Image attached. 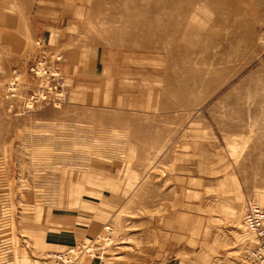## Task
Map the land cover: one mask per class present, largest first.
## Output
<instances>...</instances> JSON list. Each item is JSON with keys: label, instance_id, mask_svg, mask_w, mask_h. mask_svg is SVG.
<instances>
[{"label": "rangeland", "instance_id": "obj_1", "mask_svg": "<svg viewBox=\"0 0 264 264\" xmlns=\"http://www.w3.org/2000/svg\"><path fill=\"white\" fill-rule=\"evenodd\" d=\"M252 204L264 0H0V264H251Z\"/></svg>", "mask_w": 264, "mask_h": 264}, {"label": "built area", "instance_id": "obj_2", "mask_svg": "<svg viewBox=\"0 0 264 264\" xmlns=\"http://www.w3.org/2000/svg\"><path fill=\"white\" fill-rule=\"evenodd\" d=\"M245 224L260 238L259 244L251 250L249 260L251 264H264V208L253 204L248 206Z\"/></svg>", "mask_w": 264, "mask_h": 264}, {"label": "bare ground", "instance_id": "obj_3", "mask_svg": "<svg viewBox=\"0 0 264 264\" xmlns=\"http://www.w3.org/2000/svg\"><path fill=\"white\" fill-rule=\"evenodd\" d=\"M256 246H257V245H256ZM256 246H255V247H256ZM249 253H250V252H249Z\"/></svg>", "mask_w": 264, "mask_h": 264}]
</instances>
